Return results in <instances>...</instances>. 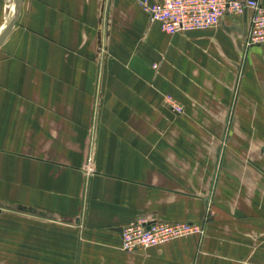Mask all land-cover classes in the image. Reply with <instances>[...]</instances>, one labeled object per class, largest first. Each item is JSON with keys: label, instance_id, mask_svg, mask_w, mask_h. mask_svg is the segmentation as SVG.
<instances>
[{"label": "crops", "instance_id": "crops-1", "mask_svg": "<svg viewBox=\"0 0 264 264\" xmlns=\"http://www.w3.org/2000/svg\"><path fill=\"white\" fill-rule=\"evenodd\" d=\"M249 17L167 34L139 0H23L0 45V264H264V81L234 104L223 84L264 58ZM142 218L204 234L122 251Z\"/></svg>", "mask_w": 264, "mask_h": 264}, {"label": "built area", "instance_id": "built-area-1", "mask_svg": "<svg viewBox=\"0 0 264 264\" xmlns=\"http://www.w3.org/2000/svg\"><path fill=\"white\" fill-rule=\"evenodd\" d=\"M139 0L141 8L148 12L151 20L159 23L168 34L216 27L223 16L236 17L250 12L249 25L244 46L264 44V6L254 0ZM170 108L179 113L174 103ZM2 211L0 207V212ZM198 233L204 234L201 225L187 221L163 222L142 218L122 228L120 249L136 252L157 246L174 239Z\"/></svg>", "mask_w": 264, "mask_h": 264}, {"label": "rangeland", "instance_id": "rangeland-1", "mask_svg": "<svg viewBox=\"0 0 264 264\" xmlns=\"http://www.w3.org/2000/svg\"><path fill=\"white\" fill-rule=\"evenodd\" d=\"M15 3H16V0H0V31L9 22L12 14H13V11H14ZM149 3L150 2L148 0V4ZM145 12L148 14L147 11H145ZM259 47H260L259 52H264V44L259 45ZM251 51H257V50H256V48H254L253 50H249V52H251ZM239 62H240V67L238 70L231 69L227 66V74H226L227 77L225 76L227 83H223L229 87V90H231V98L233 100V102H232L233 104L235 102L234 99L236 96V92L238 91L237 92L238 96L241 95V87H244L245 93H247L248 90H249V93L251 92L252 83L250 81H248L247 79H245L249 73H252L251 69H256V70L259 69V74H260L259 80L262 81V83L264 81V58L261 55L249 53L247 56L245 55L244 59H239ZM217 74H219V72ZM223 78H224V76L222 77V79ZM231 98H230V101H231ZM233 104L229 108V116L232 115L234 118L235 107L233 106ZM178 106L180 108L179 113H183L184 107H182V105H178ZM246 114H248V113L245 112V115ZM228 126H229V129L231 127V129L233 131L236 130V124H230L229 123ZM242 127L244 129H246L247 125H243Z\"/></svg>", "mask_w": 264, "mask_h": 264}, {"label": "water", "instance_id": "water-1", "mask_svg": "<svg viewBox=\"0 0 264 264\" xmlns=\"http://www.w3.org/2000/svg\"><path fill=\"white\" fill-rule=\"evenodd\" d=\"M22 1L23 0H16L14 11H13L11 18L9 22L7 23V25L4 27V29L0 32V44L5 40V38L11 31L12 27L16 23L19 13H20ZM254 1H257V0H254ZM120 231H122V229H120Z\"/></svg>", "mask_w": 264, "mask_h": 264}, {"label": "bare ground", "instance_id": "bare-ground-1", "mask_svg": "<svg viewBox=\"0 0 264 264\" xmlns=\"http://www.w3.org/2000/svg\"><path fill=\"white\" fill-rule=\"evenodd\" d=\"M3 29H4V28H3ZM3 29H2V30H3ZM2 30H1V31H2ZM1 31H0V32H1Z\"/></svg>", "mask_w": 264, "mask_h": 264}]
</instances>
